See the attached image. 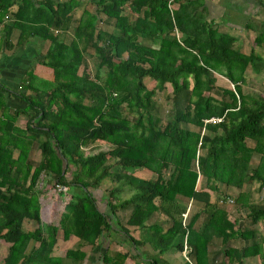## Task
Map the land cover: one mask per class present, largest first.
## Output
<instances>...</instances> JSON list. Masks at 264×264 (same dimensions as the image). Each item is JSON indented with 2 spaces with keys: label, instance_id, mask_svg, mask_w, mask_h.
Returning a JSON list of instances; mask_svg holds the SVG:
<instances>
[{
  "label": "trees",
  "instance_id": "16d2710c",
  "mask_svg": "<svg viewBox=\"0 0 264 264\" xmlns=\"http://www.w3.org/2000/svg\"><path fill=\"white\" fill-rule=\"evenodd\" d=\"M14 1L0 0V17ZM19 2L15 16L26 21L24 33L30 28L22 41L33 34L48 38L44 62L54 77L47 89L22 93V109L0 101V241L8 245L1 264H84L86 246L102 248L119 232L122 249L111 255L104 248L99 264L129 258L173 264L166 256L184 250L190 264H264V205L245 202L248 193L241 192L247 219L231 218L223 207L235 203L230 189L255 179L264 186V95L245 94L241 86L255 58L206 21L196 0H174L180 6L173 9L170 0H48L39 8L32 0ZM34 9L35 17L34 11L24 17ZM89 57L99 60L95 74ZM215 73L234 87L217 84ZM35 76L29 72L28 88ZM146 79L161 89L172 86L165 121L157 87ZM212 116L224 119L205 124ZM95 142L108 148H94ZM143 169L152 174L138 175ZM44 174L60 187V197H69L48 222L38 188ZM124 176L128 198L120 199L121 186L109 195L101 189L106 178ZM98 191L110 211L101 208ZM193 202L201 208L187 220ZM127 209L124 221L118 212ZM153 215L157 220L147 224ZM26 222L35 228L25 229ZM71 237L76 246L55 255L59 240ZM216 239L221 243L213 251ZM147 245L153 253L142 250ZM255 256L258 263L250 261Z\"/></svg>",
  "mask_w": 264,
  "mask_h": 264
},
{
  "label": "crops",
  "instance_id": "0c3cea01",
  "mask_svg": "<svg viewBox=\"0 0 264 264\" xmlns=\"http://www.w3.org/2000/svg\"><path fill=\"white\" fill-rule=\"evenodd\" d=\"M46 1L48 0H32L36 4V8H39L38 6L44 4ZM19 4V0L11 3L8 12L0 17V101L12 110L26 107L27 103L22 93L34 94L33 90L36 88H46L48 80L51 81L54 77L52 68L44 62L47 60L45 56L50 47L48 38L33 34L22 41L26 37L25 34L30 31V28L25 26L27 30L24 33L23 24L26 21L17 20L15 16L19 9ZM195 4L198 6L197 12L200 15H204L206 21L214 25L220 33L235 39L234 47L237 51L245 55H252L255 58V63L250 64L244 73L245 81L240 83L245 94L252 96L264 95V37L260 42H257V38L260 35L264 36V0H196ZM179 6V2H173L174 8ZM33 11V16L35 17V9L29 10L27 14H24V17H31L28 14ZM79 11L82 13V8L77 10L76 18L81 15ZM65 34L66 40L69 41L72 37V30ZM30 71L34 72L36 76L33 80V86L28 88ZM215 74L220 76V78L219 76L217 77V84L220 83L221 79L227 80L230 83V80L223 75ZM25 119L26 116H21L18 120L19 124L23 125L26 122ZM255 159L258 162L259 157L257 156ZM254 184L256 185L252 193L250 189L244 191L247 189V186L251 188ZM243 188V192L248 193L251 199L250 203L264 205V186L261 184V180L255 179L253 183L245 184ZM99 204L103 205L101 199H99ZM53 209L50 208L51 212L48 213V218L45 219L42 206L44 221L48 222L52 220ZM107 209L109 210V208ZM127 210L131 212V209ZM118 215L121 216L120 212H118ZM259 224L262 227V223H257L255 226L257 231L261 228H258ZM115 227L114 229H116ZM124 240V234L119 232L117 235L105 239L102 248L85 247L88 253L84 264H99L104 248L108 249L109 254L114 255L117 249L115 248L116 250H114L112 245L115 244V247L120 246L119 243L124 242ZM69 242L77 244V238L71 237L67 241L60 239L55 248V255L63 256L66 250L71 247V245H68ZM7 252L8 245L0 241V264L4 261ZM170 255L166 256L168 260L170 259ZM145 259L148 260V256ZM130 260L138 264L133 259ZM140 260L143 263V258ZM127 261L125 264H127ZM250 261L258 263L260 256H255Z\"/></svg>",
  "mask_w": 264,
  "mask_h": 264
},
{
  "label": "rangeland",
  "instance_id": "374dc122",
  "mask_svg": "<svg viewBox=\"0 0 264 264\" xmlns=\"http://www.w3.org/2000/svg\"><path fill=\"white\" fill-rule=\"evenodd\" d=\"M173 8L174 7L172 4V9ZM202 16L205 19V16L204 15H202ZM203 18H201V19H203ZM103 26L106 27L105 25H103ZM158 43L159 42H157L156 45ZM98 62H99V60L96 57H89V59L87 60V67L92 74L96 73ZM83 69H84V67H82V69L80 70V73L83 71ZM106 70H107V68H105V67L101 70L102 77L105 76ZM219 78H220V76H219ZM146 81H147V85L149 88L157 87L155 102H156L157 107H158V112H159L160 117L162 118L163 121L167 120L169 114L171 113L172 104H171L170 98L173 96L172 86L170 84H166L165 88L161 89V88H159L158 82L151 80V79H146ZM219 82H220V83H218L219 85H223V86H226L229 88L234 87V85L231 82L229 83L227 80L221 79V81H219ZM47 88H48V84L46 86V89ZM125 113H126V115H129L130 117L134 118L133 113H129L128 111H125ZM93 145H94V148L98 147V146H99V148H106V149L108 148V144L104 143V142H95ZM38 157H39V154L37 155L36 158H38ZM166 173H168V171ZM145 174L151 175L152 173H150L146 169L140 170L138 172V175H145ZM68 175L70 176V172ZM125 179H126L125 176L122 177L121 179H118V180L116 177L106 178L101 185V189L103 190L104 193H107L109 195L111 188H113V187L118 188V186H121L122 189H120L118 192V195L121 196L120 199L128 198L131 195V190L129 189L128 185L122 186V184H124L126 181ZM204 183L205 182L202 179V181H200L198 184L203 185ZM255 185L256 184H254L251 188L247 186L246 190H244V188L243 189L233 188V189H230L228 191V195L230 196V198H233L235 200V203H233L231 205H225L223 207L228 209L229 215L231 218L235 217V218H240L241 220L247 219V215L249 212L248 208L242 204V200L238 201V197H239L240 193L243 192V190L247 191L250 189V191L252 193V190H254ZM38 188H39L40 198H41V202H42V206H43V215H44L45 219L48 218V213L51 212L50 208L63 207L69 198L67 195H64V197H60V195L58 194L60 187L55 182H53L52 176H48L46 174H44L41 177V179L38 183ZM103 192L98 191V194L103 195ZM243 193H246V192H243ZM213 195H214V200H215L217 198V196L215 194H213ZM221 197H223V195ZM255 198H257V197H255ZM104 200L105 199H103V205H101V208L104 210H107L108 206L106 205ZM246 200L248 202L251 201V199L247 196L245 197V202H246ZM190 207H191V209L189 210L190 212L187 215V220H189L190 216L193 215L197 209L201 208V204H197V203L193 202ZM61 210H62V208L59 209L58 212L56 211L57 212V214H55L56 219H58V213H60ZM119 212H120L121 217L124 218V221L126 220V217H128L130 214L129 210H127V211L122 210ZM157 218H158V215H153L151 218L148 219L147 224L154 223L157 220ZM35 226H36L35 222H26L24 224V228L27 230H30V229L32 230L35 228ZM260 227L261 226L259 224L258 228H260ZM261 228L258 230L261 231ZM220 243H221V241L219 239H216L214 241V243L212 244V246L210 247V249L213 251H216L219 248ZM68 245H71L72 247L76 246L72 242H69ZM86 247L89 248V246H86ZM112 248L114 250H116V249L121 250L122 249L121 246L115 247V244L112 245ZM142 250H147L148 252L153 253V248L149 245H147L146 247H143ZM187 254L188 253L185 250L184 251H176L174 253H171L170 259H171L173 264H190L189 260L187 259V256H188ZM127 264H135V263H133L129 259L127 261ZM215 264H218V263H215Z\"/></svg>",
  "mask_w": 264,
  "mask_h": 264
},
{
  "label": "built area",
  "instance_id": "2783aa9c",
  "mask_svg": "<svg viewBox=\"0 0 264 264\" xmlns=\"http://www.w3.org/2000/svg\"><path fill=\"white\" fill-rule=\"evenodd\" d=\"M173 1L174 0H170V7H171V9H172V3H173ZM177 34H178V32H177ZM223 119H224V116H221V117L220 116H212V117H210L208 119H205L204 122H205V124L206 123H213V124H215V123L221 122ZM220 203H222V204H225V203H227V204L228 203H233V200L232 199H228V200L224 201V200L221 199L220 200ZM188 212L184 214L185 219L187 218ZM187 259H188V257H187Z\"/></svg>",
  "mask_w": 264,
  "mask_h": 264
}]
</instances>
